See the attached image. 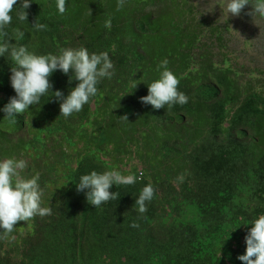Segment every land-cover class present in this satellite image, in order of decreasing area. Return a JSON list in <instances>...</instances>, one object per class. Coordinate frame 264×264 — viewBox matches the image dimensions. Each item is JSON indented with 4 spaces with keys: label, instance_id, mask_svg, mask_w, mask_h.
I'll list each match as a JSON object with an SVG mask.
<instances>
[{
    "label": "trees",
    "instance_id": "obj_1",
    "mask_svg": "<svg viewBox=\"0 0 264 264\" xmlns=\"http://www.w3.org/2000/svg\"><path fill=\"white\" fill-rule=\"evenodd\" d=\"M21 3L18 0L14 5L12 23L5 29L8 36L1 37L4 40L26 46L38 56L59 55L61 49H75L73 37L79 39L86 22H95L115 48H127L135 58L141 57L138 49L148 46L139 47L137 40L147 41L150 59L158 53L161 62L168 60V70L180 81L178 91L188 97V103L159 110L134 103L133 116L126 120L118 109L120 103L114 102V107L105 104L107 114L93 122L87 105L64 118L58 116L53 93L58 91L60 79L69 85L74 72L55 71L49 77L52 89L30 107L28 115L35 130L34 143L43 145L44 135L54 138L61 134L64 140L55 146L61 161L38 166L25 177L39 174L41 203L49 202L51 216L43 225L16 226L12 242L11 236L0 238V264H243L238 257L246 254L245 237L252 222L264 215V94L258 79L241 86L239 76L223 66L225 53L223 64L218 62L214 48L223 43L219 25L195 17L187 0H125L120 11L118 0H66L63 15L56 0H32L25 21L17 16ZM50 12L53 19L47 20ZM101 14L115 17L110 29L104 26L108 19L92 17ZM120 17L123 20L118 23ZM36 19L46 28L35 30ZM17 29L24 33L22 37H17ZM161 62L154 65L158 68ZM11 67L15 64L10 55L0 56V111L16 95ZM158 70L150 71L151 81L160 78L163 69ZM77 85V81L71 82V86ZM39 108L59 124L48 127ZM99 117L107 118L105 125L97 122ZM76 120L85 124L84 129H96L91 138L84 130L77 132ZM21 129L16 119L0 122V139ZM137 136L145 139L140 145ZM79 142L93 159L78 153ZM62 143L67 144L65 151ZM21 145L28 144L21 141ZM92 146L110 157L108 164L101 163L105 168L96 162ZM16 150L19 148L0 149V160ZM134 156L145 165L141 181L137 166L124 169ZM181 163L193 168L204 182L197 205L189 208L186 199L167 205L174 199L165 202L155 191L154 198L146 202L147 211L140 214L135 201L149 184L147 179L159 172L154 184L150 182L157 190L159 179L173 174ZM108 170L134 175L136 182L113 185L110 191L118 192V198L95 208L87 202V190L77 191L79 179L92 171ZM134 223L139 227H132ZM6 243L8 250L4 251Z\"/></svg>",
    "mask_w": 264,
    "mask_h": 264
},
{
    "label": "clouds",
    "instance_id": "obj_2",
    "mask_svg": "<svg viewBox=\"0 0 264 264\" xmlns=\"http://www.w3.org/2000/svg\"><path fill=\"white\" fill-rule=\"evenodd\" d=\"M32 0H22L20 11L17 13L20 21L28 20L26 9L30 8ZM18 0H0V56L8 53L15 64L11 67V86L16 95L10 98L9 103L0 111V122L7 120H17V125H21L22 129L15 134L9 135L7 139H0V149L7 151L14 147L19 148L9 157H3L0 160V238H8L17 228L26 226L28 223H36L43 225L51 216V208L49 202L41 203L43 191L38 184L39 174L32 178H25L36 172L38 166H51L56 161H61L59 147L63 137L61 134H55L58 138L47 137L44 135V144H36L33 142L35 130L32 119L28 115V111L33 105L40 102L42 96L46 95L53 85L50 83L49 77L57 70L62 71L65 75L74 72V77L69 80V85L59 80V88L54 94L58 100L57 113L58 116L68 118L74 113H78L88 105L91 122L96 121V117L102 113L107 114L105 104L120 103L118 109L120 113L129 120L133 116L132 107L134 103H142L151 105L154 109L171 108L179 104L181 106L188 103V97L178 91L180 81L168 70V60L162 62L161 54L150 59L149 49L151 45L145 40H137L139 47L148 45L144 49H138L140 58L133 57L125 48L120 50L112 45L107 34L100 28H97L95 22H86L79 31V39L73 37L75 49H61L59 55H35L28 51L26 46H16L1 37H7L5 30L12 23L11 13L14 5ZM191 4V3H190ZM125 0H118L117 11L123 9ZM194 8V5L191 4ZM246 5L252 6V11L247 13L253 18L260 16L264 18V0H255L254 4H250V0H229L226 11L233 17H239ZM56 7L61 15L66 12V0H56ZM95 11V10H92ZM90 10V12H92ZM194 16L198 17V12L194 9ZM92 17L108 19L105 21V27L111 28V20L115 21V17L111 14L94 15ZM47 20L53 19V13L50 12L46 17ZM199 18V17H198ZM123 17H120L118 23H121ZM103 21V20H98ZM119 24H116V27ZM37 31L46 28V25L38 23L37 19L32 25ZM17 37H22L24 33L19 29L16 30ZM4 41V42H3ZM132 43V42H130ZM127 43V44H130ZM26 45V44H25ZM161 62L158 66L154 63ZM160 78L151 81L150 71H159ZM77 81L76 87L71 86V82ZM100 98L96 100L99 96ZM116 98L115 101L112 99ZM123 103V104H122ZM130 105V106H129ZM132 106V107H131ZM114 107V106H113ZM130 107V117L127 118L125 108ZM94 109V110H92ZM39 111L48 127L59 124L58 120H51L44 109ZM118 111L115 110V113ZM110 118V117H109ZM107 118L99 117L98 123L105 125ZM77 132L84 130L85 136L91 138V134L96 129L91 127L84 129L85 124L79 122ZM42 127L46 125L40 122ZM76 132V133H77ZM73 134L74 135H76ZM69 134V133H68ZM139 143L142 144L145 139L137 136ZM64 140V139H63ZM21 141L28 145L24 147ZM63 144V151L66 149V143ZM84 144L79 142L78 153L83 156L88 154L84 149ZM92 153L96 154V162H100L104 168L110 161V157L91 147ZM92 157V156H91ZM135 157V156H134ZM93 159V157H92ZM140 163L136 165L139 170L138 180L141 181L145 165L135 157ZM158 173L155 176L158 177ZM152 177L148 180V185L143 187L135 205L138 206V212L143 214L147 211L146 202H150L156 193L167 200L174 199L173 203L166 202L167 205H178L185 199L190 207L196 204V200L203 196L204 182L198 178L194 169L189 165L181 163L175 169L173 174L158 178L157 190L150 183L155 182ZM168 177V178H167ZM233 178V177H232ZM237 182L233 178V183ZM136 182L134 175H122L117 170H108L103 173L92 171L90 174L82 175L77 185V191L86 192L87 202L95 208L102 204L118 198V192H111L113 185H133ZM191 220H194L191 216ZM132 227H139L138 224H132ZM28 229V227H26ZM11 241L15 237L11 236ZM246 254L238 257L243 264H264V215L252 222V227L245 237ZM9 242V243H10ZM9 243L4 244L3 250H8ZM12 260L13 263L17 262Z\"/></svg>",
    "mask_w": 264,
    "mask_h": 264
},
{
    "label": "rangeland",
    "instance_id": "obj_3",
    "mask_svg": "<svg viewBox=\"0 0 264 264\" xmlns=\"http://www.w3.org/2000/svg\"><path fill=\"white\" fill-rule=\"evenodd\" d=\"M187 1L194 5L199 18L219 25L223 43L219 48L216 45L214 48L219 57L218 62L223 64L222 55L225 53L227 61L225 60L223 66L230 67L239 76L241 86L258 79L256 81H259V87L264 94V18L256 16L253 21L247 15L252 11L251 5H246L239 17L230 16L226 11L229 0ZM254 3L255 0H250V4ZM125 113L129 118L131 108L126 107ZM138 163L140 162L134 157L124 169L130 171Z\"/></svg>",
    "mask_w": 264,
    "mask_h": 264
},
{
    "label": "bare ground",
    "instance_id": "obj_4",
    "mask_svg": "<svg viewBox=\"0 0 264 264\" xmlns=\"http://www.w3.org/2000/svg\"><path fill=\"white\" fill-rule=\"evenodd\" d=\"M196 147V146H195Z\"/></svg>",
    "mask_w": 264,
    "mask_h": 264
}]
</instances>
